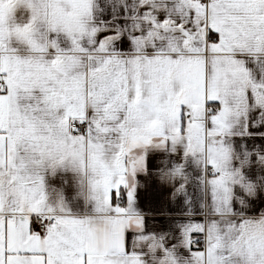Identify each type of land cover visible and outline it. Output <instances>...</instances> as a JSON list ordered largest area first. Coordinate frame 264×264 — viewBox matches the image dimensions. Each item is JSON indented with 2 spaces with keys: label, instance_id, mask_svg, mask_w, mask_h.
Instances as JSON below:
<instances>
[{
  "label": "snow or ice",
  "instance_id": "1",
  "mask_svg": "<svg viewBox=\"0 0 264 264\" xmlns=\"http://www.w3.org/2000/svg\"><path fill=\"white\" fill-rule=\"evenodd\" d=\"M0 264H264V0H0Z\"/></svg>",
  "mask_w": 264,
  "mask_h": 264
},
{
  "label": "crops",
  "instance_id": "2",
  "mask_svg": "<svg viewBox=\"0 0 264 264\" xmlns=\"http://www.w3.org/2000/svg\"><path fill=\"white\" fill-rule=\"evenodd\" d=\"M151 196V193H148V194H146V197H150ZM148 201H147V198H146V200H145V203H147ZM174 214H176V215H178L179 214V212L177 211L176 213H174Z\"/></svg>",
  "mask_w": 264,
  "mask_h": 264
}]
</instances>
